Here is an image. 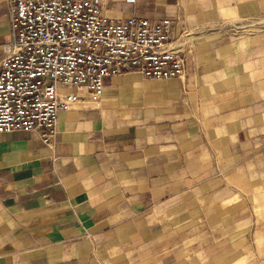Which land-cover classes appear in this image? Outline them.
Masks as SVG:
<instances>
[{
    "label": "crops",
    "instance_id": "0c3cea01",
    "mask_svg": "<svg viewBox=\"0 0 264 264\" xmlns=\"http://www.w3.org/2000/svg\"><path fill=\"white\" fill-rule=\"evenodd\" d=\"M100 8L168 17L185 76L106 79L97 102L57 112L50 146L36 131L0 133V264H173L156 253L175 234L236 231L246 217L236 170L264 157V0ZM9 41L0 0V62Z\"/></svg>",
    "mask_w": 264,
    "mask_h": 264
},
{
    "label": "built area",
    "instance_id": "2783aa9c",
    "mask_svg": "<svg viewBox=\"0 0 264 264\" xmlns=\"http://www.w3.org/2000/svg\"><path fill=\"white\" fill-rule=\"evenodd\" d=\"M131 1V0H128ZM10 41L0 62V133L36 131L52 145L57 112L97 102L124 72L182 79L186 54L168 17L107 19L100 0H6Z\"/></svg>",
    "mask_w": 264,
    "mask_h": 264
},
{
    "label": "rangeland",
    "instance_id": "374dc122",
    "mask_svg": "<svg viewBox=\"0 0 264 264\" xmlns=\"http://www.w3.org/2000/svg\"><path fill=\"white\" fill-rule=\"evenodd\" d=\"M241 165L236 176L248 210L236 231L233 224L215 234L192 227L173 236V251L158 249L159 257L173 264H264V157L254 154Z\"/></svg>",
    "mask_w": 264,
    "mask_h": 264
}]
</instances>
